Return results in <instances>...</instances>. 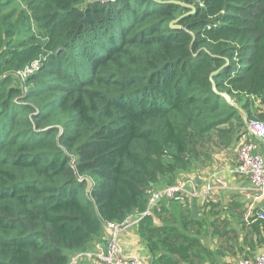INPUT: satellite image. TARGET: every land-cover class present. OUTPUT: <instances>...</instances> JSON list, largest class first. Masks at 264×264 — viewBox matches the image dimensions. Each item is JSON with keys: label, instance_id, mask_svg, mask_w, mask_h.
Returning a JSON list of instances; mask_svg holds the SVG:
<instances>
[{"label": "trees", "instance_id": "obj_1", "mask_svg": "<svg viewBox=\"0 0 264 264\" xmlns=\"http://www.w3.org/2000/svg\"><path fill=\"white\" fill-rule=\"evenodd\" d=\"M252 119L264 122V0H0V264H74L105 222L145 212ZM150 211L137 223L150 264H215L208 212Z\"/></svg>", "mask_w": 264, "mask_h": 264}, {"label": "crops", "instance_id": "obj_2", "mask_svg": "<svg viewBox=\"0 0 264 264\" xmlns=\"http://www.w3.org/2000/svg\"><path fill=\"white\" fill-rule=\"evenodd\" d=\"M250 141L257 146V152L264 157V141L251 137L245 131L240 135L236 145L227 151L216 154L211 163L206 167L198 169L197 172L189 175H179L181 177L191 178L199 188L207 186L213 182L214 177H220L225 182V187L215 189L213 198L215 206L211 212L209 208L203 211L201 207L198 211V217H203L209 213L207 219L208 225L205 231L204 242L208 249L216 254L215 264H237L238 260L248 255V259H253L264 251V243H258V235L251 232V224L246 219L254 218L259 211H264V193L255 203L252 211L246 209V203L252 201L247 199L245 191H252L248 179L237 172V154L236 149L241 142ZM197 217V218H198ZM137 224L122 230L118 233L117 244L124 257H136L141 259L145 264H150L151 254L145 246L137 229ZM212 229L218 233L213 234ZM258 229V228H256ZM229 230L230 233H227ZM223 233V236L220 234ZM108 231L94 240L88 247L90 250L95 243H103ZM259 236L264 238L263 228L259 227ZM253 245L252 247L250 246ZM79 264H101L95 260L82 261Z\"/></svg>", "mask_w": 264, "mask_h": 264}, {"label": "built area", "instance_id": "obj_3", "mask_svg": "<svg viewBox=\"0 0 264 264\" xmlns=\"http://www.w3.org/2000/svg\"><path fill=\"white\" fill-rule=\"evenodd\" d=\"M106 1V0H103ZM38 67V62L27 67L20 76L24 78L27 74ZM245 132L247 135L264 141V122L259 120H249L245 122ZM237 172L246 177L252 186L251 191L246 190L245 196L252 201L246 203L247 210L252 211L255 203L263 196L264 193V157L257 152V146L250 141L241 142L237 149ZM225 187V182L220 177H214L213 182L203 188H199L195 181L191 178H181L175 184L152 192L148 202V209L142 214H134L127 216L122 222H105V235L103 243L93 244L90 250L76 254L73 256L71 263H80L82 261L95 260L101 264H145L141 259L136 257H124L117 244L118 233L122 230L136 225L142 216L151 215L150 208L155 206L161 200L166 202H191L196 201L201 207H208L215 202L213 191ZM259 219H263L262 214L258 215ZM249 219V216H246ZM255 221V219L253 220ZM237 264H264V251L253 259L241 258Z\"/></svg>", "mask_w": 264, "mask_h": 264}, {"label": "water", "instance_id": "obj_4", "mask_svg": "<svg viewBox=\"0 0 264 264\" xmlns=\"http://www.w3.org/2000/svg\"><path fill=\"white\" fill-rule=\"evenodd\" d=\"M171 3H174V4H178L184 8H190L191 9V12L192 13L194 11L193 7L191 5H187V4H184V3H181V2H178V1H171ZM185 15L177 18L176 20H173L170 22V27L171 28H178L177 26H175L174 24L177 23V21L179 19H181L182 17H184ZM218 72V71H217ZM213 75V74H212ZM212 90L215 94L221 96L227 104H231L232 101H231V98L229 95L227 94H219L214 86V84H212ZM196 182V181H195ZM90 188H91V181L89 179H86V192L90 191ZM156 204V203H155ZM190 208H191V211H190V215H191V218L192 219H196L198 217V211L201 209L200 206L197 205V202L196 201H191L190 202Z\"/></svg>", "mask_w": 264, "mask_h": 264}, {"label": "rangeland", "instance_id": "obj_5", "mask_svg": "<svg viewBox=\"0 0 264 264\" xmlns=\"http://www.w3.org/2000/svg\"><path fill=\"white\" fill-rule=\"evenodd\" d=\"M247 134V133H246ZM182 178V177H181ZM179 180V179H178Z\"/></svg>", "mask_w": 264, "mask_h": 264}]
</instances>
